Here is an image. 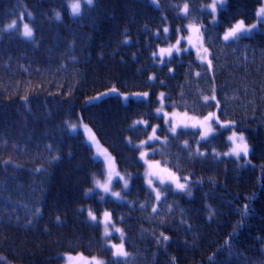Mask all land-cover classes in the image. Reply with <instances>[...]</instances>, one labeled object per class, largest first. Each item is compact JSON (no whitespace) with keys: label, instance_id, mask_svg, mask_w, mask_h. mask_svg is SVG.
I'll return each mask as SVG.
<instances>
[{"label":"trees","instance_id":"trees-1","mask_svg":"<svg viewBox=\"0 0 264 264\" xmlns=\"http://www.w3.org/2000/svg\"><path fill=\"white\" fill-rule=\"evenodd\" d=\"M155 1L79 0L72 16L77 0H0V264H63L70 254L105 264H264V30L223 39L237 21H256L262 0H228L216 23L204 9L211 0ZM190 21L204 26L209 61L188 50L163 63L157 50ZM160 93L168 111L213 114L215 134L161 128L167 138L150 156L188 189H168L157 203L136 143L148 134L137 122L162 119ZM81 123L87 130L71 131ZM233 132L250 147L242 161L225 155ZM87 137L131 178L124 202L88 195L105 167ZM105 210L122 227L125 258L109 246L118 237L89 219Z\"/></svg>","mask_w":264,"mask_h":264},{"label":"rangeland","instance_id":"rangeland-1","mask_svg":"<svg viewBox=\"0 0 264 264\" xmlns=\"http://www.w3.org/2000/svg\"><path fill=\"white\" fill-rule=\"evenodd\" d=\"M151 1L156 4L155 0H151ZM227 2L228 0H226V3ZM79 3H80V12H79L80 14L82 11V3L81 2ZM226 3L224 4L223 7L226 6ZM72 4L73 3L70 4V8ZM214 4L216 5L215 10H213V8L211 7ZM223 7H221L219 0H211L208 4L205 5L204 9L212 15L211 21L215 23L218 21L220 12L222 11ZM261 9H264V0H262V3L259 5L257 14L260 13ZM181 12L183 14L187 12V10H185V7L182 8ZM71 14L72 16L79 15V14H73V13ZM241 21L243 20H239L232 26L228 27L223 34V39H224L225 34L230 29L236 27ZM258 21H259L258 15H257L256 21H254L253 23L249 24L243 21V27L246 29L250 28V26L254 24H257L258 26L247 32H239L236 38L230 37L228 40H225V39L224 40L231 41L233 39H237L242 36L251 35L258 30H264V22L258 23ZM186 27H187V32L185 35H178V37L175 40L171 41L170 44L162 45L157 50L156 57L160 58V60L163 63H165L166 60L172 57L173 55L181 54L184 51H188V50L194 51L197 59L201 63L205 64L206 62L209 61L210 53L204 43V32L202 30V28H204L203 24H199L195 21H190L187 23ZM177 41H179V44H177ZM183 42L185 43V45H183ZM177 48H179V51L176 50ZM162 49L165 51L161 52ZM169 49H171L170 55L168 51ZM134 94H137V93H134ZM139 94H142V93H139ZM161 94H160L161 106L155 110V115L162 117L160 123H152L150 118L140 121L141 122L140 124H142L145 128H148V134L146 135V137H143L139 142L136 143V146L140 148V150L142 148V150L140 151V159L144 163V167H145V170H144L145 184L152 191L155 198H156L157 193L160 194V199L159 200L156 199L157 203L161 201V199L165 195L166 190L168 189L173 190V191H186L188 189L187 181L181 180L178 174L174 171H171V169L166 164H163L159 160L153 159L150 156L157 149V147H155L154 144L158 141L164 142L167 138L166 136H164L163 138L160 137L162 136L159 134L161 128L165 126L166 131L169 130L170 134H177L176 133L177 131L185 130V129L200 130L202 136L207 139L211 137L213 134H215V128L213 124L210 123V119L208 120L205 119L208 116L200 117V116H195V115L182 112V111H178V110L168 111L166 108L163 107L165 105L164 95L163 97H161ZM125 96H131V94L122 95V97H125ZM131 98L146 99L148 98V96L147 97L131 96ZM123 100L125 102H128L129 99L125 100L123 98ZM158 110L160 111L158 112ZM144 121H147V124L143 123ZM151 123H152V126L149 127L148 125ZM75 125L77 127L75 129L71 128L72 132H76L78 126L81 128L84 127L85 130H87L85 124L81 123V125H77V124ZM173 127L176 128L175 133L171 131ZM153 128H156V132L154 135L158 137V139L149 140V137L153 136ZM165 129L163 128L162 130H165ZM205 133H207L206 136H205ZM241 135L242 134L237 133V132H233L232 134H230L229 138L233 137V139H229L231 142V146L229 150L225 153L226 156H232L235 160H238V161H242V157H248L249 151H250V147L247 141L245 140V138L243 141L239 139ZM91 140H89V137L86 138V141L90 144L91 147L94 145L93 148L95 149V153H94L95 158L103 162L104 167H105V174H103L102 177H98L96 179L94 187L92 190L88 192V195L97 194V196L101 200L105 198H110V199H114L119 202H122V201L124 202L126 198V194L129 192L130 187H131V178L125 173L120 171L115 161V157L113 153L104 144H102L99 141L98 137L92 138ZM142 142H146V143L142 144ZM242 143L247 144V149H248L247 155H245L244 152H241L239 157H237L236 155H233L232 149ZM142 152L147 153V155L144 157H141ZM243 163L248 164L245 161H243ZM149 179H151L152 181L151 185H149L148 183ZM161 180H163L164 183H161ZM125 181H127V187L124 186ZM177 182L180 184H185L186 186L185 190L178 189ZM104 186H107L108 191H105ZM113 193H119L120 196L119 197L114 196ZM106 213L108 214L107 216L105 215ZM92 215H94L96 219L93 220L91 216L89 219L93 222L100 223L103 227L104 234H105V227H106V222H107L108 235H105L107 238L110 237L111 235H116L118 237L119 239L118 243L113 242L111 243V245H109L113 249L114 256L121 257V258L127 257L128 253L126 251L125 243H124L125 235L123 233L122 227L119 224L115 223L111 211L105 210L101 216H97V214L95 213H93ZM117 229H119V231H117ZM114 245L115 246L122 245L123 251L127 253V256H118L116 254L117 247H114ZM97 262H101V264H105L104 259L100 257H89L83 254H70V255L65 256L63 264H97Z\"/></svg>","mask_w":264,"mask_h":264},{"label":"snow or ice","instance_id":"snow-or-ice-1","mask_svg":"<svg viewBox=\"0 0 264 264\" xmlns=\"http://www.w3.org/2000/svg\"><path fill=\"white\" fill-rule=\"evenodd\" d=\"M84 2H85L86 4H88V5H92L93 0H84ZM219 3H220V5H221V7H223L224 4L226 3V0H219ZM211 7L213 8V10H215L216 5L214 4V5H212ZM71 8H72V13H73V14H79V12H80V3H79V0H77V2H75V3H73V4L71 5ZM185 10H187V6H185ZM257 15H258V17H259V21H258V23H259V22H264V9H261V10H260V13H258ZM56 18H57V19L60 18V14H59V13L56 14ZM14 25H15V22H13V25H9V27H13ZM257 26H258L257 24H254V25H251L250 28H247V29H246V28L243 27V21H241L236 27L230 29V30L225 34L224 39H225V40H228L230 37H232V38H236L239 32H247V31H250L251 29L256 28ZM164 31L167 32L168 30L165 29ZM23 35H24L25 37H28V38H31L32 35H33V33H32V29L29 28V26H28L27 24L24 25V33H23ZM177 44H179V41H177ZM176 50L179 51V48H177ZM163 51H165V50L162 49L161 52H163ZM168 51H169V55H170V54H171V49H169ZM114 92H116V89H111V90L109 91V93H101V94H99L97 97L90 98V101H89V102L94 101V100H100V99L103 98L104 95H109V94L114 93ZM131 96H136V97H141V96H142V97H147V96H148V93H142V94H139V93H137V94H131ZM131 96H125V97H123V98H124L125 100H128V99H131ZM161 97H163V94H161ZM205 99H207V98H205ZM159 111H160V110H158V112H159ZM212 118H213V114L210 113L209 116L206 117L205 119L208 120V119H212ZM216 120H217V122H218V121H219V118L216 117ZM137 123H141V122H137ZM143 123L147 124V121H144ZM233 123H234V122H231V121H230V122H226V123L221 124L220 127H221V128H227L228 126H230V125L233 124ZM70 127H71L72 129H75L77 126H76V125H70ZM171 131H172L173 133H175L176 128L173 127V128L171 129ZM155 132H156V128H153V136H150V137H149V140H156V139H158V137H156V136L154 135ZM206 135H207V133H205V136H206ZM234 135H235V134H234ZM229 139H233V137H230ZM239 139H240L241 141H243V140H244V137L241 135V136L239 137ZM143 143H146V142H142V144H143ZM247 151H248V149H247V144H246V143H242V144H239V145H237L235 148L232 149V154H233V155H236L237 157H239L241 152H244L245 155H247ZM146 155H147V153H144V152L141 153V157H144V156H146ZM148 183H149V185H151V183H152L151 179L148 180ZM161 183H164V181L161 180ZM124 186L127 187V181H125ZM104 188H105V191H108L107 186H104ZM177 188L180 189V190H185L186 186H185V184H180V183L177 182ZM113 195H114V196H117V197L120 196L119 193H113ZM156 199H157V200L160 199V194H159V193H157V195H156ZM89 215L91 216V218H92L93 220L96 219V217H95L94 215H92V213H89ZM105 215L107 216L108 214L106 213ZM117 231H119V229H117ZM105 235H108L107 222H106V227H105ZM164 239H168V238L165 237ZM114 247H117V253H116V254H117L118 256H127V253L123 251L122 245H121V246H115V245H114ZM97 264H101V262H97Z\"/></svg>","mask_w":264,"mask_h":264},{"label":"bare ground","instance_id":"bare-ground-1","mask_svg":"<svg viewBox=\"0 0 264 264\" xmlns=\"http://www.w3.org/2000/svg\"><path fill=\"white\" fill-rule=\"evenodd\" d=\"M251 3H253V0H251ZM161 94V93H160ZM34 118H35V116H34ZM27 116L25 115V113L23 112V111H21V113H20V120L22 121V122H24L25 123V121H27ZM15 143H16V139L15 140H12L11 141V146H14L15 145ZM4 176L6 177V174H4Z\"/></svg>","mask_w":264,"mask_h":264}]
</instances>
